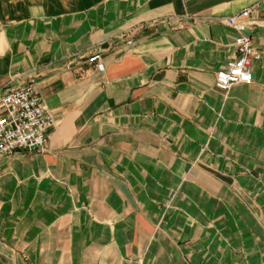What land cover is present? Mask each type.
<instances>
[{
  "label": "crops",
  "instance_id": "0c3cea01",
  "mask_svg": "<svg viewBox=\"0 0 264 264\" xmlns=\"http://www.w3.org/2000/svg\"><path fill=\"white\" fill-rule=\"evenodd\" d=\"M263 2L0 0V97L32 81L54 120L0 158V264H264Z\"/></svg>",
  "mask_w": 264,
  "mask_h": 264
},
{
  "label": "built area",
  "instance_id": "2783aa9c",
  "mask_svg": "<svg viewBox=\"0 0 264 264\" xmlns=\"http://www.w3.org/2000/svg\"><path fill=\"white\" fill-rule=\"evenodd\" d=\"M252 9L222 20V23L235 31L233 42L235 58L215 76V88L226 92L231 86L251 82V63L260 55L244 34L242 18H247ZM264 12V2H263ZM87 62L103 71L99 55H91ZM54 120L41 101L32 81L23 87L0 97V158L15 152L40 153Z\"/></svg>",
  "mask_w": 264,
  "mask_h": 264
}]
</instances>
